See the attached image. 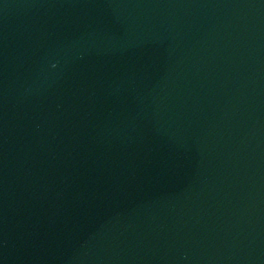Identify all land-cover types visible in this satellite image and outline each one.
<instances>
[{"label": "water", "instance_id": "water-1", "mask_svg": "<svg viewBox=\"0 0 264 264\" xmlns=\"http://www.w3.org/2000/svg\"><path fill=\"white\" fill-rule=\"evenodd\" d=\"M0 264H264V0H0Z\"/></svg>", "mask_w": 264, "mask_h": 264}]
</instances>
